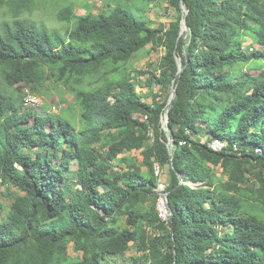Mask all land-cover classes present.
Here are the masks:
<instances>
[{"label":"trees","instance_id":"obj_1","mask_svg":"<svg viewBox=\"0 0 264 264\" xmlns=\"http://www.w3.org/2000/svg\"><path fill=\"white\" fill-rule=\"evenodd\" d=\"M37 1L0 0L13 17L0 21V197L20 192L8 210L0 201V264H119L132 247L134 264H264V70H238L264 56V0H167L178 13L168 28L96 0L98 18L59 14L77 17L66 37L23 19ZM246 36L263 51H244ZM150 46L165 54L147 102L137 84L149 73L133 62ZM49 81L73 96L79 129L25 107L23 86L40 94ZM215 138L228 147L213 152ZM156 164L169 170L168 224Z\"/></svg>","mask_w":264,"mask_h":264},{"label":"rangeland","instance_id":"obj_2","mask_svg":"<svg viewBox=\"0 0 264 264\" xmlns=\"http://www.w3.org/2000/svg\"><path fill=\"white\" fill-rule=\"evenodd\" d=\"M117 5L107 9V12L113 11L118 5L132 12L137 18L145 20L148 25L152 28H159L164 25L166 28L169 27L171 22L177 21V11L169 7L167 0H115ZM73 8L75 15L83 16L87 12L92 14L94 18H98L101 13L104 12V5L96 0H38L34 7L22 15L23 19L34 21L40 25L45 26L50 32H57L62 36L66 37V32L69 28H73L77 21V17L74 18L72 23L61 21L59 14L63 11H70ZM13 19L10 11L4 8L0 11V21H9ZM185 37V35H184ZM244 51L252 53L253 51L261 49L259 44H253L250 36L245 37ZM261 51H263L261 49ZM165 54V49L160 48L154 50L151 46L139 54L134 59L133 68L138 71H144L149 73L142 76L139 84H137L138 92L142 93L146 98L147 102H152L151 92L146 86V82L154 73L153 68L150 65H157L161 61ZM238 70L241 73H248L258 75L264 70V56L260 59H254L250 63L240 67ZM134 76V72L132 74ZM159 91L155 88V93ZM44 100V106L38 110L41 115L54 114L64 118H68L78 129L81 127L80 109L76 105L73 96L67 92L64 88L55 84L52 81L47 82L39 92ZM58 106L60 109L58 112H52V107ZM34 121V119L32 120ZM207 133L198 135L196 138L205 143L207 141ZM140 161L141 156L139 153L135 155ZM163 179L169 182V170L164 171ZM20 194L17 188L8 187L4 194L0 197L1 203L8 210L15 198ZM248 201V200H246ZM251 210L263 211L262 204L256 201H248ZM5 219L3 217L0 220ZM70 255L75 257L77 254L70 250ZM133 257H136V250L134 247L124 256L114 257V260L119 264H134ZM112 258H109L111 261Z\"/></svg>","mask_w":264,"mask_h":264},{"label":"built area","instance_id":"obj_3","mask_svg":"<svg viewBox=\"0 0 264 264\" xmlns=\"http://www.w3.org/2000/svg\"><path fill=\"white\" fill-rule=\"evenodd\" d=\"M23 94H24V103L27 109L39 110L44 106V100L40 94L33 92L30 87L23 86ZM60 107L54 106L52 107V112L56 113ZM229 145L228 140H224L222 138H215L211 142H209L208 146L213 152H222ZM257 153H263L261 148H257ZM155 176L158 178V186L156 188V192L158 194L157 199V211L159 214L160 220L168 224L171 218V210L169 206V191H168V183L163 179L164 172L162 168L156 164L155 165Z\"/></svg>","mask_w":264,"mask_h":264},{"label":"water","instance_id":"obj_4","mask_svg":"<svg viewBox=\"0 0 264 264\" xmlns=\"http://www.w3.org/2000/svg\"><path fill=\"white\" fill-rule=\"evenodd\" d=\"M181 9H182V16H183V19H182V22H181V33L180 35H185V38L188 37L189 35V25H188V10L186 9V6L184 5V3L182 2L181 3ZM186 26V27H184ZM178 63H179V72H178V76L182 73L183 69H182V60L180 58H178ZM176 96V89L174 87V85L172 86V90H171V94H170V98H169V101H168V109H167V112H166V115L163 119V127L164 129L167 131L168 135H169V141H168V146L170 148V155H171V158L173 160L174 158V150H175V147H176V143H175V138H174V135H173V131H172V128L170 126V110L172 108V105H173V100ZM179 178H180V184H184L185 181H184V176L182 174H179ZM170 204V203H169ZM170 206V205H169Z\"/></svg>","mask_w":264,"mask_h":264},{"label":"crops","instance_id":"obj_5","mask_svg":"<svg viewBox=\"0 0 264 264\" xmlns=\"http://www.w3.org/2000/svg\"><path fill=\"white\" fill-rule=\"evenodd\" d=\"M207 140H208V137H207ZM167 182V181H166ZM168 183V182H167Z\"/></svg>","mask_w":264,"mask_h":264},{"label":"bare ground","instance_id":"obj_6","mask_svg":"<svg viewBox=\"0 0 264 264\" xmlns=\"http://www.w3.org/2000/svg\"><path fill=\"white\" fill-rule=\"evenodd\" d=\"M184 27H186V26H184Z\"/></svg>","mask_w":264,"mask_h":264}]
</instances>
